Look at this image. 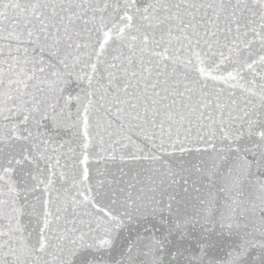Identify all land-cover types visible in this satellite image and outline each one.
I'll return each mask as SVG.
<instances>
[{
	"label": "snow or ice",
	"instance_id": "snow-or-ice-1",
	"mask_svg": "<svg viewBox=\"0 0 264 264\" xmlns=\"http://www.w3.org/2000/svg\"><path fill=\"white\" fill-rule=\"evenodd\" d=\"M0 264H264V0H0Z\"/></svg>",
	"mask_w": 264,
	"mask_h": 264
}]
</instances>
